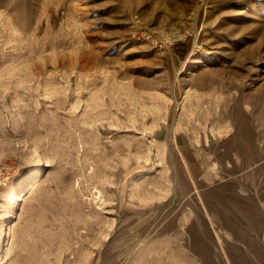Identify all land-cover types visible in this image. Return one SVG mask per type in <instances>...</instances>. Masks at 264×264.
I'll use <instances>...</instances> for the list:
<instances>
[{"label":"rangeland","instance_id":"obj_1","mask_svg":"<svg viewBox=\"0 0 264 264\" xmlns=\"http://www.w3.org/2000/svg\"><path fill=\"white\" fill-rule=\"evenodd\" d=\"M0 165V264H264V0H0Z\"/></svg>","mask_w":264,"mask_h":264},{"label":"built area","instance_id":"obj_2","mask_svg":"<svg viewBox=\"0 0 264 264\" xmlns=\"http://www.w3.org/2000/svg\"><path fill=\"white\" fill-rule=\"evenodd\" d=\"M174 44V42L173 41H170L169 39H166V38H163V39H161L160 40V45H159V47L158 48H162V47H166V46H172ZM10 166H8V165H0V175L2 174V173H7L9 170H10ZM5 184V181H4V179H2L1 177H0V185H4Z\"/></svg>","mask_w":264,"mask_h":264},{"label":"bare ground","instance_id":"obj_3","mask_svg":"<svg viewBox=\"0 0 264 264\" xmlns=\"http://www.w3.org/2000/svg\"><path fill=\"white\" fill-rule=\"evenodd\" d=\"M37 176V174H35V175H33L32 177H30V179H29V182L30 181H32L35 177ZM22 187H24V186H22V185H18V187H17V191H16V193H14V194H12L13 196H12V199L11 200H7L9 203L11 202V203H13V202H15V201H18L19 199H20V193L23 191V189H22ZM101 229V228H100ZM84 231V230H83ZM104 231H105V229H104ZM101 234V233H100ZM93 239H94V236H93ZM83 244V243H82ZM87 245V244H86ZM94 247V246H93ZM71 250V249H70ZM90 256V255H89ZM73 257V256H72Z\"/></svg>","mask_w":264,"mask_h":264}]
</instances>
